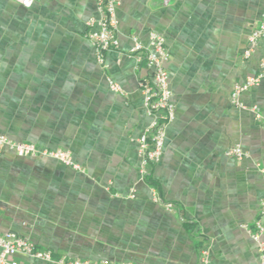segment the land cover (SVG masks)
Segmentation results:
<instances>
[{
	"label": "crops",
	"instance_id": "obj_1",
	"mask_svg": "<svg viewBox=\"0 0 264 264\" xmlns=\"http://www.w3.org/2000/svg\"><path fill=\"white\" fill-rule=\"evenodd\" d=\"M263 12L262 0H117L118 46L100 66L88 37L96 0H0V135L64 151L77 166L2 151L0 236L54 260L259 264L264 80L236 104L231 93L260 70L264 39L244 52ZM152 33L168 54L174 119L144 179L138 140L152 117L130 50L133 39L149 47ZM232 147L246 157H227Z\"/></svg>",
	"mask_w": 264,
	"mask_h": 264
},
{
	"label": "built area",
	"instance_id": "obj_2",
	"mask_svg": "<svg viewBox=\"0 0 264 264\" xmlns=\"http://www.w3.org/2000/svg\"><path fill=\"white\" fill-rule=\"evenodd\" d=\"M25 8H29L34 0H13ZM264 4V0H262ZM99 19L97 21V31L90 32L88 37L92 43L95 59L100 66H104L106 54L116 49L118 41L116 37L117 0H96ZM90 20L88 24H91ZM264 39V12L256 28H254L248 38V48L244 52L247 59L254 51L259 41ZM130 53L136 62L143 66L146 76L140 78L138 87L143 97V104L146 113L152 117V122L138 140L139 154L141 156V176L146 178L148 170L155 166L161 159L164 147L165 132L168 124L174 119V107L171 103V92L168 86V77L165 64L168 61V54L164 48L163 39L157 34H150V45L145 48L136 39H133V46ZM264 80V59L260 62V70L257 75L246 80L242 84H236L231 93V101L237 103L241 93L257 86ZM109 88L113 92H118L117 85L109 82ZM257 119H261L256 116ZM264 120V119H263ZM9 151L18 157H47L64 164L65 166L77 169L68 153L60 150H47L29 143H15L5 136L0 135V154L2 151ZM225 155L241 161L246 154L239 147H232L226 150ZM153 201L158 198L153 196ZM167 210L172 208V204L165 205ZM264 215V208L262 209ZM255 230L251 233L252 240L256 244L259 256V264H264V225L260 220L254 224ZM17 256L30 259L29 264H132L128 262H109L107 260L92 261L80 259L59 258L54 260L49 251H39L35 246L14 234L0 236V264H18Z\"/></svg>",
	"mask_w": 264,
	"mask_h": 264
}]
</instances>
